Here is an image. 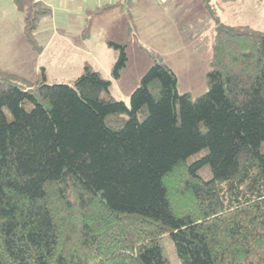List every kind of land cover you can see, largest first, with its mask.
Listing matches in <instances>:
<instances>
[{"label": "trees", "instance_id": "trees-1", "mask_svg": "<svg viewBox=\"0 0 264 264\" xmlns=\"http://www.w3.org/2000/svg\"><path fill=\"white\" fill-rule=\"evenodd\" d=\"M13 1L40 52L47 9ZM201 1L215 27L196 96L130 15L111 77L131 41L151 65L127 103L88 62L71 84L0 69V264H264V30Z\"/></svg>", "mask_w": 264, "mask_h": 264}, {"label": "rangeland", "instance_id": "rangeland-1", "mask_svg": "<svg viewBox=\"0 0 264 264\" xmlns=\"http://www.w3.org/2000/svg\"><path fill=\"white\" fill-rule=\"evenodd\" d=\"M211 4L220 19L229 25L264 30V0H211ZM127 8L133 16V34L137 42L157 52L174 71L178 92L196 96L206 91L204 74L212 56L215 25L201 0H141L137 5L130 3L98 15L88 14L85 16L90 18L88 29L84 20L79 32L92 31L89 40L69 41L65 34L64 40L48 41V34H39V29L52 16H43L37 30L42 46L40 52L32 50L24 38L26 11H19L12 0H0V69L33 82L39 68L44 67L48 84H71L81 73L83 64L88 62L111 81L113 96L127 103L151 65L146 52L131 41L126 50V67L118 79L111 77L116 54L107 46V41H119ZM77 19L81 20L80 16ZM77 24L79 22L75 26ZM166 250L171 252L169 247Z\"/></svg>", "mask_w": 264, "mask_h": 264}, {"label": "crops", "instance_id": "crops-1", "mask_svg": "<svg viewBox=\"0 0 264 264\" xmlns=\"http://www.w3.org/2000/svg\"><path fill=\"white\" fill-rule=\"evenodd\" d=\"M36 1L39 2L40 5L43 8L47 9V11H48L45 15L40 16L39 19L41 17L47 16V15L50 17L52 16L48 22L43 24V27H40L38 25V21H39V19H38L37 27L35 30L36 39L38 40L37 30L40 27L39 34L42 32L47 33L48 34V39H47L48 41L49 40L50 41L51 40L57 41L58 39L64 40V38H66L65 34L67 36H69V39H68L69 41H73L76 38H77L76 40H78V39L89 40L90 39L92 31L90 33H89V31H85L84 34L79 32V29L81 28L82 22H84V20H86L85 27L88 29V26L90 23V18L85 17L86 15H88V14L98 15L104 11H107V10H113L115 8H118V7H124V5L128 6V5H130V3L133 5H137V3H139L141 0H36ZM118 2H119V4L116 7L103 10L104 6L109 5V4H115ZM13 3L15 4L14 1H13ZM15 6H16V4H15ZM16 8H17V6H16ZM19 11H26V10H19ZM129 15L132 17V22H133L132 13L127 8L125 24H124L123 29L119 33L120 38H121V32L124 30L126 22L129 20ZM77 16H80L81 20H78ZM26 17H27V11H26ZM72 17H73V20H76V23L79 22V24H77L75 26L76 23L72 22L73 21ZM25 18L23 21V35H24L26 42L28 43V41L25 37V34H24ZM72 25H74V26H72ZM38 43H39V40H38ZM28 45L30 46L29 43H28ZM30 48H31V46H30ZM36 76H37V74H36Z\"/></svg>", "mask_w": 264, "mask_h": 264}]
</instances>
